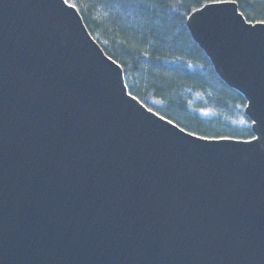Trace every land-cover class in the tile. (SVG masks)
Returning a JSON list of instances; mask_svg holds the SVG:
<instances>
[{
  "label": "water",
  "instance_id": "1",
  "mask_svg": "<svg viewBox=\"0 0 264 264\" xmlns=\"http://www.w3.org/2000/svg\"><path fill=\"white\" fill-rule=\"evenodd\" d=\"M187 26L260 137L264 23ZM0 264H264V143L148 109L64 0H0Z\"/></svg>",
  "mask_w": 264,
  "mask_h": 264
},
{
  "label": "trees",
  "instance_id": "2",
  "mask_svg": "<svg viewBox=\"0 0 264 264\" xmlns=\"http://www.w3.org/2000/svg\"><path fill=\"white\" fill-rule=\"evenodd\" d=\"M207 0H68L129 93L148 109L200 137L251 141L248 101L218 75L194 41L188 17ZM249 4L252 6L249 7ZM248 22L264 20V0H238Z\"/></svg>",
  "mask_w": 264,
  "mask_h": 264
},
{
  "label": "snow or ice",
  "instance_id": "3",
  "mask_svg": "<svg viewBox=\"0 0 264 264\" xmlns=\"http://www.w3.org/2000/svg\"><path fill=\"white\" fill-rule=\"evenodd\" d=\"M238 0H207V3L205 5L206 8H211L215 5H219V4H226V3H237ZM64 3H68V0H64ZM77 5L76 4H72L71 7L75 8ZM252 5L249 4V7H251ZM198 11H200V9H198ZM243 15V13H241ZM258 23H264V20L258 21ZM259 129H264V123H260V126L257 130ZM261 136H264V131H261L260 137H254V139H259L261 140L262 143H264V140L261 139ZM203 139H208V137H203ZM221 139H229L228 137H221Z\"/></svg>",
  "mask_w": 264,
  "mask_h": 264
}]
</instances>
